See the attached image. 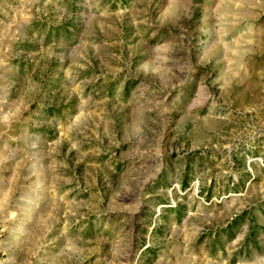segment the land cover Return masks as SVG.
<instances>
[{"label":"rangeland","instance_id":"1","mask_svg":"<svg viewBox=\"0 0 264 264\" xmlns=\"http://www.w3.org/2000/svg\"><path fill=\"white\" fill-rule=\"evenodd\" d=\"M0 264H264V0H0Z\"/></svg>","mask_w":264,"mask_h":264}]
</instances>
